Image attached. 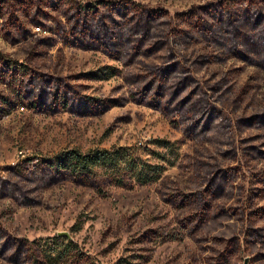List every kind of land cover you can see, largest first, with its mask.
<instances>
[{
  "label": "rangeland",
  "instance_id": "374dc122",
  "mask_svg": "<svg viewBox=\"0 0 264 264\" xmlns=\"http://www.w3.org/2000/svg\"><path fill=\"white\" fill-rule=\"evenodd\" d=\"M59 1L53 7L52 0H0V57L15 68L14 77L7 76L10 83L0 78V96L14 98L25 76L49 72L84 94L106 98L107 108L78 115L17 104L0 116L1 178L20 180L37 200L25 205L12 195L0 196V227L30 244L72 243L74 252L88 258L85 264H264V246L253 243L249 230L255 226L260 233L255 231V237L264 240V219L253 214L258 208L264 214V70L233 58L204 63L201 55L209 47L186 40L198 34L200 14L210 18L201 7L224 1L233 8L247 1L114 0L137 12L129 28L149 38L143 43L146 52L132 55L127 67L102 51L64 42L73 32L65 14L80 3L99 0ZM174 50L191 66V89L197 90L180 107L183 112L203 94L230 118L196 138L184 132L186 127L197 130L196 125L187 126L191 119L178 120L180 113L130 97ZM108 64L119 65L122 73L108 76ZM121 146L152 162L163 161L149 152L165 153L173 164L157 182L121 187L105 181L101 188L70 178L41 185L3 169L24 158L35 168L42 160L57 165L72 150ZM223 176H230L226 195L212 197L206 189ZM172 197L176 203L168 201ZM183 198L188 203L179 208ZM0 264L11 263L0 259Z\"/></svg>",
  "mask_w": 264,
  "mask_h": 264
},
{
  "label": "trees",
  "instance_id": "16d2710c",
  "mask_svg": "<svg viewBox=\"0 0 264 264\" xmlns=\"http://www.w3.org/2000/svg\"><path fill=\"white\" fill-rule=\"evenodd\" d=\"M246 1V4H238L233 8L227 7L224 1L214 2L209 7H201L205 10L204 12L210 14V18L207 20L200 14L196 24L198 34H189L190 37L186 40L199 41L209 47L210 52L201 55L204 63L226 62L233 58L264 70V0ZM59 3V0H52L53 7H58ZM131 9L132 7L114 0L80 3L71 14H65L73 32L70 34V40L64 38V42L85 49L102 51L109 58L117 60L123 67H127L132 55L146 52L147 49L143 43L149 40L147 33L138 34V31L129 28L137 21V16H133L137 12L133 13ZM144 12L149 11L146 9ZM156 12L161 14L160 11ZM156 15L158 14H153L154 17H157ZM63 25L67 28L66 24ZM105 69L108 76L122 73L121 67L116 64H108ZM14 72L15 68L0 57V78L10 83L11 78L7 76L14 77ZM191 72L189 63L183 62L179 52L174 50L167 56L166 61L156 68L153 78L146 81L142 89L139 87L133 90L130 97L137 103L155 109L170 111L173 114L180 113L178 120L191 119L187 126L190 128L196 125L197 130L190 131L186 127L184 132L189 138H196L201 133L214 130L223 123L224 117L229 118V116L224 111L222 116L218 106L209 97L204 100L203 94L196 97V101L187 108L188 112H183L184 110L180 107L189 103L197 93V90L191 89L193 86L190 81ZM168 77H174V80L166 84L165 80ZM25 78L26 80L20 85L22 89L21 87L17 89L14 98L0 96V116L11 113L12 106L17 104L46 111L61 109L78 115L92 113L94 108L102 110L107 108L106 98L99 99L84 94L60 76L34 71ZM188 88H190L189 91H187ZM253 119L254 117L250 120ZM261 119L260 117L257 120L261 121ZM177 123L174 122L175 125ZM163 147L168 151L169 142H165ZM149 154L163 162H152L149 157L138 154L134 148L121 146L113 150L97 148L86 153L72 150L65 153L63 162L57 165L48 160H42L35 168L30 165V158H24L15 164H6L3 169L11 176H20L31 181L37 180L41 185L70 178L77 184L96 188H101L105 181L116 186L132 187L137 184L147 185L157 182L162 178L167 166L173 164L166 158L165 153L151 151ZM1 176L0 196L12 195L19 204L25 205L37 202L24 190L20 180L1 178ZM227 177L223 176L217 182L210 183L206 191L210 192L212 197H224L230 182ZM168 201L176 203L173 197ZM186 203H188L187 200L183 198L177 206L183 208L187 205ZM260 209L253 210V214L257 215V219H264ZM249 230H253V243L262 242L264 246V240L255 237V231L259 233V230L255 226ZM63 239L68 238L63 237ZM76 249L69 242L46 244L34 241L30 244L27 239L13 235L0 227V259L11 264L87 263L88 258L78 250L74 252ZM225 249L231 248L227 245Z\"/></svg>",
  "mask_w": 264,
  "mask_h": 264
}]
</instances>
